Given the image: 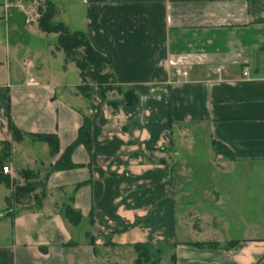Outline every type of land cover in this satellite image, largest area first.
Returning a JSON list of instances; mask_svg holds the SVG:
<instances>
[{
	"label": "crops",
	"instance_id": "obj_1",
	"mask_svg": "<svg viewBox=\"0 0 264 264\" xmlns=\"http://www.w3.org/2000/svg\"><path fill=\"white\" fill-rule=\"evenodd\" d=\"M45 2L109 57L134 105L115 89L80 91L58 34L38 26ZM84 119L89 149L51 171ZM33 134L55 135L58 153ZM0 165V264H124L145 242L174 245L172 264H264V0H0ZM21 170L45 184L39 208L33 194L12 197Z\"/></svg>",
	"mask_w": 264,
	"mask_h": 264
},
{
	"label": "trees",
	"instance_id": "obj_2",
	"mask_svg": "<svg viewBox=\"0 0 264 264\" xmlns=\"http://www.w3.org/2000/svg\"><path fill=\"white\" fill-rule=\"evenodd\" d=\"M54 9L50 2H45V7L40 9V16L38 18L39 28L47 33H57V48H60L65 56L66 61L73 62L78 69L81 78L79 89L82 93L87 94L91 89V85H95L99 92L103 95L106 91L117 90L122 93L125 104L132 106L136 102V96L131 89L121 88L112 84L113 77L110 70L111 61L109 57L98 52L91 45L87 36L82 31H70L63 23L54 22L52 20ZM8 127L12 134V139L18 141L22 138L23 133L13 125L8 119ZM90 125L87 119H84L82 126L78 130L76 139L69 144L59 157L55 160L53 166L50 168L54 170L71 169L77 165L71 161V153L73 149L80 144L85 145L89 149L90 145ZM32 139L42 141L49 147L51 156H55L59 151L58 139L53 134H33L30 135ZM212 148L215 152H224L226 156L230 157V152L222 148L220 144L213 141ZM0 173L2 172V165H0ZM20 175L25 180L23 185L14 187L12 197L18 203L24 198H28L33 194L34 207L39 208L41 201L45 195V184L37 180V174L30 170H21ZM1 180V177H0ZM39 189L37 193H34ZM4 213H8L7 211ZM66 219L72 224L80 221V214L71 206H66L64 209ZM200 246H216V244H199ZM135 259L133 264H158L160 261V254L162 249L153 246L150 243H135L133 244ZM174 255L171 256L173 261Z\"/></svg>",
	"mask_w": 264,
	"mask_h": 264
},
{
	"label": "rangeland",
	"instance_id": "obj_3",
	"mask_svg": "<svg viewBox=\"0 0 264 264\" xmlns=\"http://www.w3.org/2000/svg\"><path fill=\"white\" fill-rule=\"evenodd\" d=\"M32 18H33L32 24H33V26H35L36 19H35V17H32ZM24 24L25 23H22V25H24ZM112 84L114 85L113 82H112ZM186 146H187V144L185 145V148L180 149L181 153H184L186 151ZM207 157H208V155H207ZM188 163L192 167V162L189 161ZM209 183L210 182L208 180L207 181L203 180L202 182H199L198 184H202L204 186V185H207ZM185 184H186L187 188H189L191 186V182H187L186 181ZM230 199L232 200V204H231V207H230L229 211L225 215L228 216V221L230 222V231H229V233H232L235 230L234 229V219H236L237 216H238L237 209L239 207H238V204H237L238 202H237V198H236L235 194ZM260 205L262 206V208H264V201L260 202ZM181 207H182L183 210H185L184 206H181V205H178L177 210H180ZM245 216H247V212L245 213ZM263 217H264L263 214L254 215L255 219H257V218L263 219ZM259 221H260L259 223H261V225H262V230L264 231V223H263L264 221H262V220H259ZM176 230H177V238H178V240H182V241L183 240H188L189 236H188L186 231L185 232L183 231L182 233L181 232L179 233L180 229H179V222L178 221H177V225H176ZM173 248H174V245H170V244L162 245V252L160 254V261H159L158 264H172V261L170 260V256H171L172 253L174 254ZM131 254H132L131 258H130V256H127L125 258L124 264H133V259L135 257L134 251Z\"/></svg>",
	"mask_w": 264,
	"mask_h": 264
},
{
	"label": "built area",
	"instance_id": "obj_4",
	"mask_svg": "<svg viewBox=\"0 0 264 264\" xmlns=\"http://www.w3.org/2000/svg\"><path fill=\"white\" fill-rule=\"evenodd\" d=\"M29 15H30V14H29ZM30 18H31V16L28 17V19L26 20V22H28V21L30 20ZM181 73H182L183 75H186L187 72L183 70ZM243 75H244V76L247 75V71H246V70L243 71ZM30 82H32V79H30ZM9 171H10V169H9L7 166H2V172H3V173H9Z\"/></svg>",
	"mask_w": 264,
	"mask_h": 264
}]
</instances>
